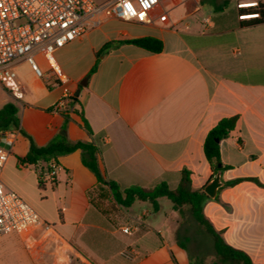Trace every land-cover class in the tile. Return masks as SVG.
<instances>
[{
  "label": "crops",
  "instance_id": "obj_1",
  "mask_svg": "<svg viewBox=\"0 0 264 264\" xmlns=\"http://www.w3.org/2000/svg\"><path fill=\"white\" fill-rule=\"evenodd\" d=\"M257 1L159 0L150 24L123 21L100 9L79 39L55 51L58 74L38 54L42 77L22 61L14 68L16 78L0 80V107L13 103L19 121L12 145L0 139L8 151L2 180L50 225L0 237V264L190 263L173 226L154 230L147 224V210L131 211L136 202L124 208V219L110 229L116 215L104 207L79 150L59 156L54 185L39 189L36 170L20 167L19 159L29 149L22 132L37 146L58 135L88 142L80 117L72 112L82 110L93 133L101 134L97 163L104 178L121 187L165 181L174 188L179 171L186 168L192 188L199 189L211 175L203 154L206 133L221 118L238 115L219 143L221 162L228 166L221 178L256 177L264 185V24L235 27L234 17L239 3ZM224 2L226 7L216 11ZM162 13L166 19L159 21ZM142 36L160 39L162 50L117 44L96 62L104 44ZM95 62V71L79 86ZM77 90V104L60 103L66 91L74 96ZM7 135L0 132V137ZM159 205L150 216L160 213ZM203 212L228 245L244 251L254 264H264V188L249 181L225 187L218 201L204 203ZM126 226L127 236L121 231ZM95 235L138 243L142 255L117 261L113 256L119 250L104 258L91 246Z\"/></svg>",
  "mask_w": 264,
  "mask_h": 264
},
{
  "label": "trees",
  "instance_id": "obj_2",
  "mask_svg": "<svg viewBox=\"0 0 264 264\" xmlns=\"http://www.w3.org/2000/svg\"><path fill=\"white\" fill-rule=\"evenodd\" d=\"M226 5V2L222 3V5L217 7L216 11H222ZM243 14H257V16L240 19L239 16ZM234 17L237 19L235 27H249L264 24V0L260 3L257 1V9L253 7L239 9L234 13ZM117 44H131L152 53H158L162 50V41L153 36L116 40L102 46L97 54L96 62L101 54ZM96 62L90 71L81 79L79 86L86 84L90 75L95 71ZM63 100L68 107L78 103L77 97L73 95ZM72 112L80 117L82 127L91 138L90 141L69 142L64 136L58 135L52 138L47 144L37 146L27 134L22 132L29 139V149L26 155L19 159V162L32 166L36 170L39 189H44L48 184L50 186L54 185L55 181H46L43 179V173L50 172L55 165L57 166V158L59 156L79 150L82 164L89 169L96 178L99 191L98 195L100 198L108 199L115 206L125 209L131 207L135 202H147L152 208V213L159 211L160 205L158 200L160 198H165L171 202L173 210L178 211L180 215H183L184 209L187 208L192 219L210 238L215 256V260L210 264H217L218 262L223 264H254L244 251L228 245L222 237V232L217 231L205 216L203 205L210 198L204 193L203 188H192L190 178L191 172L188 169L182 168L179 171V179L174 188L169 187L165 181H160L150 187H141L138 185L121 187L115 181L104 178L98 168L97 156L103 147L101 134L93 133L83 116L82 110H73ZM237 119L238 115L221 118L206 133L203 141V154L211 171L210 179L217 171H220L222 174L228 168V166L223 165L221 162L219 143L229 136ZM18 128L19 121L17 118L16 106L10 102L3 104L0 107V132ZM244 181L252 182L264 188V185L256 177H237L230 180H224L222 178L223 185L218 189L216 196L212 199L218 201V193L220 190L225 187L235 186ZM102 185H105L107 189H103ZM184 241H188V237H185ZM177 244L187 250L182 241L178 240ZM91 246L96 252L101 254L104 258H107L109 254L118 252L123 244L116 242L115 247H112L111 242L105 239L103 235H95L94 242ZM189 264H204V262L202 259L192 260L190 257Z\"/></svg>",
  "mask_w": 264,
  "mask_h": 264
},
{
  "label": "built area",
  "instance_id": "obj_3",
  "mask_svg": "<svg viewBox=\"0 0 264 264\" xmlns=\"http://www.w3.org/2000/svg\"><path fill=\"white\" fill-rule=\"evenodd\" d=\"M159 0H0V80L16 78L15 66L25 61L36 77H42L43 71L36 62V55L45 59L49 69L58 74L54 53L66 44L79 39L86 31L90 17L100 9L123 21H136L142 24L152 23V14ZM237 5L238 8H247ZM257 6V2H253ZM257 16V14H243ZM166 14L158 15L164 21ZM67 92L64 98L70 97ZM2 141L12 145L15 130L5 131ZM8 158V151L0 147V237L10 233H26L38 224L44 229L50 225L41 220L37 211L20 195L6 187L2 180V171ZM20 167L29 165L20 163ZM58 166L43 173V179L54 181ZM123 233L130 229L121 227Z\"/></svg>",
  "mask_w": 264,
  "mask_h": 264
},
{
  "label": "rangeland",
  "instance_id": "obj_4",
  "mask_svg": "<svg viewBox=\"0 0 264 264\" xmlns=\"http://www.w3.org/2000/svg\"><path fill=\"white\" fill-rule=\"evenodd\" d=\"M97 1L99 2L100 0ZM258 1L259 3L262 2V0ZM232 4L234 3H230V5ZM250 5L254 4L251 3ZM253 8L257 9V6H254ZM158 201L161 204L162 209L159 214H156L154 216H150L152 214V208L147 202H136L134 206H132L131 211L134 214H141V212L147 210V212L149 213V215H147V224H149L154 230L163 229L165 231L166 224L170 223V225L173 226L174 234L177 235L176 237L186 246L188 254L192 258V260L202 259L204 264H210L212 261H214L215 256L211 240L206 235L204 230L192 219L191 215L188 212V209L185 208L183 215H180L178 211L173 210L172 204L169 200L160 198ZM26 202L29 203L28 201ZM29 204L33 207L31 203ZM103 204L105 208H109L110 212L116 215V217L113 218L112 221L113 226H110V229L113 230L114 227H116V221H121L122 219H124V208L115 206L108 199H103ZM171 211H174L175 213L174 216L170 217ZM122 234L126 236L128 235L126 233ZM162 236L165 237V235ZM185 236L188 237V241H184ZM115 244L116 242H111L112 247H115ZM122 244L123 246L120 248V253L115 254L113 256V259H117V261H131L137 256L142 255V252L138 248V243L126 244L122 242ZM217 264L223 263L218 262Z\"/></svg>",
  "mask_w": 264,
  "mask_h": 264
},
{
  "label": "water",
  "instance_id": "obj_5",
  "mask_svg": "<svg viewBox=\"0 0 264 264\" xmlns=\"http://www.w3.org/2000/svg\"><path fill=\"white\" fill-rule=\"evenodd\" d=\"M78 95V90L75 92L74 96L76 97ZM62 135H65L64 131L62 132ZM223 182L221 178V172L217 171L215 175L207 181V183L203 186L204 193L209 198H214L217 194V191L220 187H222Z\"/></svg>",
  "mask_w": 264,
  "mask_h": 264
},
{
  "label": "bare ground",
  "instance_id": "obj_6",
  "mask_svg": "<svg viewBox=\"0 0 264 264\" xmlns=\"http://www.w3.org/2000/svg\"><path fill=\"white\" fill-rule=\"evenodd\" d=\"M242 6L249 7V6H252V5H250V4H242ZM248 17H251V16H245V18H248Z\"/></svg>",
  "mask_w": 264,
  "mask_h": 264
}]
</instances>
